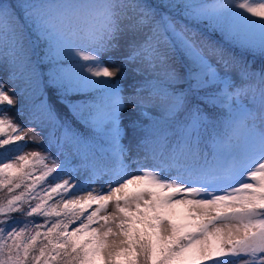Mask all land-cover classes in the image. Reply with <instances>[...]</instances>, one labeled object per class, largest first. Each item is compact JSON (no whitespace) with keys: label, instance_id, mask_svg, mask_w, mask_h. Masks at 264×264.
Returning a JSON list of instances; mask_svg holds the SVG:
<instances>
[{"label":"snow or ice","instance_id":"snow-or-ice-1","mask_svg":"<svg viewBox=\"0 0 264 264\" xmlns=\"http://www.w3.org/2000/svg\"><path fill=\"white\" fill-rule=\"evenodd\" d=\"M0 70V264H264V0H0Z\"/></svg>","mask_w":264,"mask_h":264},{"label":"rangeland","instance_id":"rangeland-1","mask_svg":"<svg viewBox=\"0 0 264 264\" xmlns=\"http://www.w3.org/2000/svg\"><path fill=\"white\" fill-rule=\"evenodd\" d=\"M0 78L7 79V73L4 72V71H2V70H0ZM15 111H16V110L13 109V113H15ZM125 117H126V118H125L124 123L127 124V123H128L127 113L125 114ZM18 120H19V122H21L22 124L26 123L23 117H18ZM125 142H127V141H125Z\"/></svg>","mask_w":264,"mask_h":264},{"label":"trees","instance_id":"trees-1","mask_svg":"<svg viewBox=\"0 0 264 264\" xmlns=\"http://www.w3.org/2000/svg\"><path fill=\"white\" fill-rule=\"evenodd\" d=\"M68 112V109L66 107L60 106V115L63 117Z\"/></svg>","mask_w":264,"mask_h":264}]
</instances>
